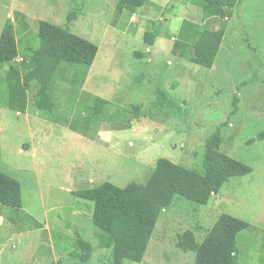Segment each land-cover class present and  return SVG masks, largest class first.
I'll list each match as a JSON object with an SVG mask.
<instances>
[{"label": "rangeland", "instance_id": "374dc122", "mask_svg": "<svg viewBox=\"0 0 264 264\" xmlns=\"http://www.w3.org/2000/svg\"><path fill=\"white\" fill-rule=\"evenodd\" d=\"M117 2L0 0V32L7 19L14 24L22 16L68 27L80 37L96 31L97 35L93 36L99 53L94 62L91 87L101 99L112 102L110 110L115 104L119 115L120 110L130 114L127 118L130 130L122 132L116 141L105 140L104 145L74 140L68 130L53 124L63 119L74 121L76 126L79 124L77 115L71 116L70 101L74 92H66L61 111L56 105L51 115L47 114L52 122L47 123V197L44 195L43 201L39 200L25 179L23 206L38 216L47 209V221L57 213V221L67 227L72 211L87 215V211L92 212V203L78 198L74 203V197L59 196L55 188H68L73 192L107 182L119 188L131 182L144 184L159 158L200 170L204 143L220 129L219 152L249 166L252 172L230 178L221 187L218 197L212 196L206 205L175 197L172 206L161 213L141 263H123L193 264L199 244L222 213L248 223L264 219V140H257L264 134V0H241L231 17L205 21L208 29L225 30L210 69L188 62L187 58L193 54L191 49L183 56L171 52L175 40L197 29L188 24L198 23L197 13L186 15V6L171 0L169 9L151 16L152 21L145 24L144 31L155 32L160 37L159 49L153 56L146 52L141 37L130 39V32L124 33L121 24L114 29L110 26ZM199 6L201 3L196 8ZM72 12L76 19L68 23ZM21 29L24 30L21 26L17 35L22 34ZM114 38L118 41V57L111 45ZM136 52L142 56H135ZM26 130L18 121L5 129V136L11 142H24ZM14 157L20 165H27V156ZM219 198L221 201L217 203ZM81 206L87 210L84 212ZM0 208V211H8L1 205ZM92 229V233L86 230V235H80L81 239L94 241L97 231ZM72 231L79 232L75 228ZM59 250L55 249L53 255H58ZM90 258L85 263L64 258L60 264L111 262L108 250L99 253L95 248Z\"/></svg>", "mask_w": 264, "mask_h": 264}, {"label": "trees", "instance_id": "16d2710c", "mask_svg": "<svg viewBox=\"0 0 264 264\" xmlns=\"http://www.w3.org/2000/svg\"><path fill=\"white\" fill-rule=\"evenodd\" d=\"M173 1H189L193 5L201 3L210 15L226 19L231 17L233 9L241 0ZM119 2L137 9L143 7L146 0ZM22 18L25 19L24 27L32 28L38 34L39 42L26 48L25 55L17 61L19 43L15 28L10 19L5 21L0 32V65H6L7 69L4 76L0 77V93L8 96V109L12 112L24 113L30 96L37 111L51 115L57 106L48 92L45 71H61L67 67H82L87 71L98 48L90 41L71 33L68 27L62 28L26 16ZM75 19L72 12L67 22ZM224 34V28L205 27L194 36L193 43L175 40L171 52L183 56L186 50L191 49L193 54L187 58L188 62L210 69ZM155 38V32H145L143 36L145 44L149 46ZM111 106L112 102L100 99L94 106L86 108L80 117L85 125L94 124L105 111H110ZM235 111L236 96L232 112ZM124 129H129V126ZM257 140H264V134L259 135ZM221 142L220 129H216L204 143L200 170L159 158L144 184L131 182L126 187L119 188L107 182L91 189L71 192L74 197L92 203L91 222L97 231L96 247L110 252V264L141 263L161 213L172 206L175 197L196 205H206L211 196L217 194L230 178L243 177L252 172L249 166L220 153ZM0 205L6 207L12 216L21 208L19 182L1 171ZM249 227L247 222L221 214L199 244L193 264H236V235ZM75 248L74 258L80 263L90 259L93 247L89 242L77 238Z\"/></svg>", "mask_w": 264, "mask_h": 264}, {"label": "crops", "instance_id": "0c3cea01", "mask_svg": "<svg viewBox=\"0 0 264 264\" xmlns=\"http://www.w3.org/2000/svg\"><path fill=\"white\" fill-rule=\"evenodd\" d=\"M169 1L171 0H146L143 7L131 9L118 0L115 6V18L109 24L113 29L118 24H121L124 33L130 32L128 35L130 39H139L141 37L143 40L145 24L152 21L150 17L154 16L155 13H163L169 7ZM182 4L186 6L187 11L191 10L190 12L186 11V15L190 14L194 16L197 13L199 16L197 24L194 22L188 23L193 28L197 27V29L189 32V35H183L184 37L180 38L182 41L193 43L194 36L198 35L205 28V21L216 17L205 11L203 6L196 8V5L191 4L189 1ZM183 22L185 21L183 20ZM13 25L15 36L19 43V56L16 59L19 61L25 55L24 50L26 48L34 46L39 42V36L32 28L24 27L25 19L23 18H18L17 22H14ZM21 26L24 30L21 29L23 30L22 34L17 35L16 32ZM181 31L182 27L179 33ZM93 35H97V33L91 30L83 35L82 38L96 44ZM159 43L160 37L157 35L151 46L144 42L146 52L154 56L155 50L159 49ZM117 44L118 41L114 38L111 41V45L114 47L115 57H118L116 53L119 51ZM97 48L96 57L99 53V47ZM135 56L141 57L142 54L136 52ZM96 57L87 71L82 67H67L59 72L48 70L45 71V78L48 81V92L52 102L60 106V111L61 105L67 99L65 93L70 90L74 92L73 99L70 101L72 102L71 116L74 114L80 119H77L78 126L74 125V121L67 119L53 124L68 130L74 140L105 145L107 140L114 139L116 141L122 132L130 130V122L127 121L130 114L127 111L120 110L122 114L119 115V111L114 104L115 108L105 111L94 124L85 125L81 119L80 116L83 115L84 110L94 106L101 99L95 93L93 87H91L94 84L91 75ZM6 69V65H0V77L4 76ZM30 99L31 97L29 96L24 113H15L8 109V96L5 94L4 96H0V171L17 180L21 189V208L17 214L12 216L9 210L0 211V264H60L64 258L75 259V240L81 238L80 235H86V230L89 234L93 232L91 222L92 212L90 213V211H87V215L79 214L78 211H72L71 222L68 223L67 227H64L57 221V213H54L51 221H47V209L38 216L23 206L22 182L25 179L30 182L29 188L36 191L39 200L43 201L44 195L47 197V123L52 124L47 119L46 114L36 110L33 101H29ZM7 111L14 113V115L7 114ZM18 121L26 127V137L24 142L13 141L15 142L13 143L5 136V129L12 127ZM126 126H129V129H124ZM105 136L106 139L102 140L101 137L105 138ZM15 155L18 157L27 156V165H20L15 160ZM54 191L59 196L74 197L71 193L72 191H69L68 188H55ZM218 193L213 195V197H218ZM72 199L75 203L77 198L74 197ZM219 201H221L220 198L217 203ZM81 209L84 212L87 210L85 206H81ZM263 220H256L255 223L247 222L250 227L237 233L234 252L236 264H264ZM74 228L78 229L79 232H73ZM84 241L89 242L88 240ZM89 243L93 247L92 254H94L95 248H97L96 239ZM55 249L61 250L57 251L58 255H53ZM97 251L100 253L105 250L97 248ZM47 254L50 256V259H47ZM69 263H71L70 260Z\"/></svg>", "mask_w": 264, "mask_h": 264}]
</instances>
